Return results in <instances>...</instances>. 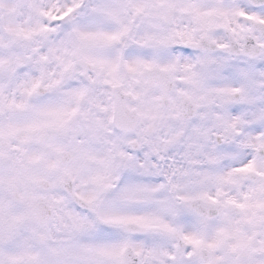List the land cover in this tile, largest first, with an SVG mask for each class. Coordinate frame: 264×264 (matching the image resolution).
<instances>
[{
  "label": "snow or ice",
  "instance_id": "snow-or-ice-1",
  "mask_svg": "<svg viewBox=\"0 0 264 264\" xmlns=\"http://www.w3.org/2000/svg\"><path fill=\"white\" fill-rule=\"evenodd\" d=\"M0 264H264V0H0Z\"/></svg>",
  "mask_w": 264,
  "mask_h": 264
}]
</instances>
